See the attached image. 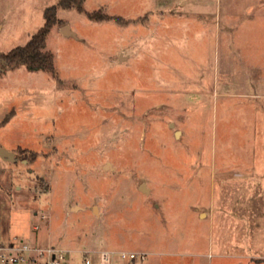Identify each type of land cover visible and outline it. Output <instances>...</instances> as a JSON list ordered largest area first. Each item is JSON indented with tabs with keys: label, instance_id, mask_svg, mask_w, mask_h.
Returning <instances> with one entry per match:
<instances>
[{
	"label": "rangeland",
	"instance_id": "obj_1",
	"mask_svg": "<svg viewBox=\"0 0 264 264\" xmlns=\"http://www.w3.org/2000/svg\"><path fill=\"white\" fill-rule=\"evenodd\" d=\"M58 2L0 0V54ZM84 8L128 23L60 9L58 77L0 74V244L264 264V0Z\"/></svg>",
	"mask_w": 264,
	"mask_h": 264
},
{
	"label": "trees",
	"instance_id": "obj_2",
	"mask_svg": "<svg viewBox=\"0 0 264 264\" xmlns=\"http://www.w3.org/2000/svg\"><path fill=\"white\" fill-rule=\"evenodd\" d=\"M84 2L85 0H59L56 5L48 7L45 11L44 25L31 36L24 46H19L8 53L0 54V60H3L10 67L24 66L29 72H45L57 78L55 57L51 51L47 50V39L53 28L62 23L58 16L60 9L75 10L78 13L85 14L93 21H114L118 24L128 23L120 16L102 14L98 11L88 12L84 8ZM11 117L12 114H9L3 120V125H6Z\"/></svg>",
	"mask_w": 264,
	"mask_h": 264
},
{
	"label": "built area",
	"instance_id": "obj_3",
	"mask_svg": "<svg viewBox=\"0 0 264 264\" xmlns=\"http://www.w3.org/2000/svg\"><path fill=\"white\" fill-rule=\"evenodd\" d=\"M67 251L60 248L32 246L24 241L0 244V264H64ZM82 264H94L92 255H99L100 264L132 263L146 258L145 252L123 250L83 251ZM125 263V264H126Z\"/></svg>",
	"mask_w": 264,
	"mask_h": 264
},
{
	"label": "water",
	"instance_id": "obj_4",
	"mask_svg": "<svg viewBox=\"0 0 264 264\" xmlns=\"http://www.w3.org/2000/svg\"><path fill=\"white\" fill-rule=\"evenodd\" d=\"M4 65H5V62L3 60H0V74L3 72V66ZM4 153H6V152L4 150L0 149V154H4Z\"/></svg>",
	"mask_w": 264,
	"mask_h": 264
}]
</instances>
